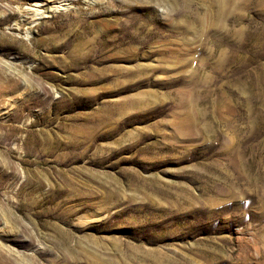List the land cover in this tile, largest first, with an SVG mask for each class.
I'll list each match as a JSON object with an SVG mask.
<instances>
[{
  "label": "rangeland",
  "instance_id": "1",
  "mask_svg": "<svg viewBox=\"0 0 264 264\" xmlns=\"http://www.w3.org/2000/svg\"><path fill=\"white\" fill-rule=\"evenodd\" d=\"M165 261L264 264V0H0V264Z\"/></svg>",
  "mask_w": 264,
  "mask_h": 264
},
{
  "label": "bare ground",
  "instance_id": "2",
  "mask_svg": "<svg viewBox=\"0 0 264 264\" xmlns=\"http://www.w3.org/2000/svg\"><path fill=\"white\" fill-rule=\"evenodd\" d=\"M219 1H220V0H219ZM62 3H63V2H62ZM76 50H77V49H76ZM130 51H131V50H130ZM116 81H117V80H116ZM116 81H115V82H116ZM116 84H117V83H116ZM117 85H118V84H117ZM59 229H60V228H59ZM59 234H60V233H59ZM61 236H62V235H61ZM63 240H64V239H63ZM162 257H163V256H162ZM165 257H166V256H165ZM163 258H164V257H163ZM170 258H172V257H170ZM157 260H158V259H157ZM157 260H156V261H157ZM160 261H161V258H160ZM162 261H163V259H162ZM166 261H167V260H166ZM166 261H165V262H166ZM158 262H159V261H158ZM163 262H164V261H163ZM169 262H170V259H169ZM166 263H167V262H166ZM161 264H162V263H161ZM167 264H168V263H167Z\"/></svg>",
  "mask_w": 264,
  "mask_h": 264
}]
</instances>
